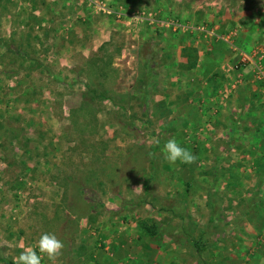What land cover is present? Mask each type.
Segmentation results:
<instances>
[{
	"label": "rangeland",
	"instance_id": "obj_1",
	"mask_svg": "<svg viewBox=\"0 0 264 264\" xmlns=\"http://www.w3.org/2000/svg\"><path fill=\"white\" fill-rule=\"evenodd\" d=\"M263 106L264 0H0V264H264Z\"/></svg>",
	"mask_w": 264,
	"mask_h": 264
},
{
	"label": "clouds",
	"instance_id": "obj_2",
	"mask_svg": "<svg viewBox=\"0 0 264 264\" xmlns=\"http://www.w3.org/2000/svg\"><path fill=\"white\" fill-rule=\"evenodd\" d=\"M164 158L172 164L177 161L191 163L195 157L175 139L168 140L163 148ZM63 242L55 234L44 233L38 240L37 247L26 248L17 258L18 264H41L42 256L46 255L54 261L62 252Z\"/></svg>",
	"mask_w": 264,
	"mask_h": 264
},
{
	"label": "crops",
	"instance_id": "obj_3",
	"mask_svg": "<svg viewBox=\"0 0 264 264\" xmlns=\"http://www.w3.org/2000/svg\"><path fill=\"white\" fill-rule=\"evenodd\" d=\"M252 52H254V50L252 51ZM244 55H246V54H244ZM260 92V91H259ZM243 96H246V94L245 95H243ZM248 97H247V100H250V95H247ZM238 99H239V94L237 93L236 94V97H234L233 99H232V106L233 107H237V113H238V117H239V114L240 113H243V114H245V112H250V110H248V108L250 109V107L252 108V107H254V106H256V105H253V103H252V100H251V103H249V104H246V105H243L242 107H241V105H240V103H239V101H238ZM257 104H259V106H261L262 104L261 103H257ZM238 105H239V107H238ZM258 106V105H257ZM241 107V108H240ZM264 107V106H263ZM236 110V109H235ZM246 110V111H245ZM264 110V109H263ZM248 113H247V115H248ZM261 117H264V116H261ZM243 118H246V117H243Z\"/></svg>",
	"mask_w": 264,
	"mask_h": 264
},
{
	"label": "built area",
	"instance_id": "obj_4",
	"mask_svg": "<svg viewBox=\"0 0 264 264\" xmlns=\"http://www.w3.org/2000/svg\"><path fill=\"white\" fill-rule=\"evenodd\" d=\"M242 61L244 63L252 62L253 61V56L252 55L251 56L250 55H243Z\"/></svg>",
	"mask_w": 264,
	"mask_h": 264
},
{
	"label": "trees",
	"instance_id": "obj_5",
	"mask_svg": "<svg viewBox=\"0 0 264 264\" xmlns=\"http://www.w3.org/2000/svg\"><path fill=\"white\" fill-rule=\"evenodd\" d=\"M196 247H197V250H198V256H199V258H201L203 264H206V262H204V258H203V255H202V252H204L205 250H203V249L201 250L200 247H199V245H196Z\"/></svg>",
	"mask_w": 264,
	"mask_h": 264
}]
</instances>
